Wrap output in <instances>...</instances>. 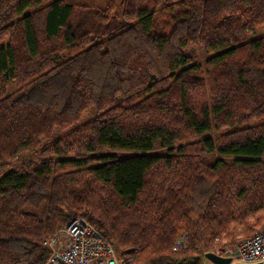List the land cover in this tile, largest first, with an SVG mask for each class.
<instances>
[{"label":"trees","instance_id":"obj_1","mask_svg":"<svg viewBox=\"0 0 264 264\" xmlns=\"http://www.w3.org/2000/svg\"><path fill=\"white\" fill-rule=\"evenodd\" d=\"M120 6L0 0V264L79 216L122 264L264 226V0Z\"/></svg>","mask_w":264,"mask_h":264},{"label":"built area","instance_id":"obj_2","mask_svg":"<svg viewBox=\"0 0 264 264\" xmlns=\"http://www.w3.org/2000/svg\"><path fill=\"white\" fill-rule=\"evenodd\" d=\"M219 241L218 236L214 237L210 248L201 252L196 248L194 257L187 260L149 264H206L205 261L214 264L207 258V253L228 259V264H264V226L234 243L219 245ZM43 244L48 250L43 264H122L114 247L82 216L74 218L53 233L46 234ZM187 247L185 233L179 232L172 249L179 251L186 250Z\"/></svg>","mask_w":264,"mask_h":264},{"label":"rangeland","instance_id":"obj_3","mask_svg":"<svg viewBox=\"0 0 264 264\" xmlns=\"http://www.w3.org/2000/svg\"><path fill=\"white\" fill-rule=\"evenodd\" d=\"M64 1L67 2V3H69V4L85 5V6H88V7H99V8H103L109 1H113L115 3L116 9L117 10H120V8H121L120 4L124 0H64ZM186 53L187 54H190L191 56H193V58L197 62L202 63L203 60H204V56H203L202 50L198 46H192V47L188 48V50L186 51ZM28 157H31V154H27V156H23L22 154L17 155V157L15 158V160L13 161V163L18 162V161H20L22 159H26ZM255 230H257V229H255ZM255 230H253V231H255ZM253 231H251V232H249L247 234H242V232L240 231V229L239 228L237 229V227H236V231H235L236 233H234L235 234V236H234L235 239H234V241H232V243H234L235 241H237V240H239V239H241V238H243L245 236L250 235ZM222 238L224 239L225 237H222ZM212 243H213V241H212ZM205 263L206 264H210V262H208V261H205Z\"/></svg>","mask_w":264,"mask_h":264},{"label":"water","instance_id":"obj_4","mask_svg":"<svg viewBox=\"0 0 264 264\" xmlns=\"http://www.w3.org/2000/svg\"><path fill=\"white\" fill-rule=\"evenodd\" d=\"M206 256L214 264H228L229 263L228 259L215 256L211 253H207ZM233 264H246V263H233ZM252 264H261V263H252Z\"/></svg>","mask_w":264,"mask_h":264}]
</instances>
